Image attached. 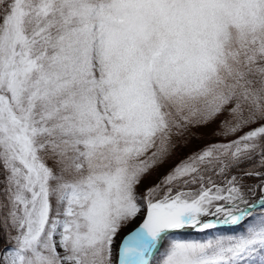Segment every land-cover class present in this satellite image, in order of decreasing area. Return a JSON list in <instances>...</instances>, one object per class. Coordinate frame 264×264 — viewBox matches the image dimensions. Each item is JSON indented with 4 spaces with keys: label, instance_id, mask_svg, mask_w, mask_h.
I'll use <instances>...</instances> for the list:
<instances>
[{
    "label": "snow or ice",
    "instance_id": "6c2138e0",
    "mask_svg": "<svg viewBox=\"0 0 264 264\" xmlns=\"http://www.w3.org/2000/svg\"><path fill=\"white\" fill-rule=\"evenodd\" d=\"M0 182V264H264V0H0Z\"/></svg>",
    "mask_w": 264,
    "mask_h": 264
},
{
    "label": "trees",
    "instance_id": "16d2710c",
    "mask_svg": "<svg viewBox=\"0 0 264 264\" xmlns=\"http://www.w3.org/2000/svg\"><path fill=\"white\" fill-rule=\"evenodd\" d=\"M219 119H223V117L218 118L216 124L219 123ZM216 124H212L209 125V128H211L212 130L210 131V133L208 134V138H206L205 136H207V133H205L204 135L201 136V138L199 139H193L190 140L186 146H181L178 147L175 151L177 152V156L178 158V162L183 159L185 156L189 155L190 153L199 150L200 148L204 147L207 144H211V143H220V142H226V140L223 137L220 136H213L211 133L213 131V129L216 127ZM202 130H204V128H199V129H192L191 131L193 132H198V133H202ZM244 131H247V129H245ZM242 133H237V135H240ZM235 137H228L227 139H234ZM190 145V146H188ZM188 146V147H187ZM177 162V163H178ZM176 164V163H175ZM174 164V165H175ZM254 162H248L245 163L243 165L244 168H251L253 167ZM173 165V166H174ZM172 166V167H173ZM168 172V171H166ZM165 174V173H164ZM232 175H240V171L239 170H233V172L231 173ZM2 183V182H0ZM243 183L247 184V185H253L256 183H259L258 179L256 177H248L246 178ZM4 212L3 210H0V249L4 248L7 243H8V228L4 226ZM13 235L15 234L14 232L12 233Z\"/></svg>",
    "mask_w": 264,
    "mask_h": 264
},
{
    "label": "rangeland",
    "instance_id": "374dc122",
    "mask_svg": "<svg viewBox=\"0 0 264 264\" xmlns=\"http://www.w3.org/2000/svg\"><path fill=\"white\" fill-rule=\"evenodd\" d=\"M212 129L208 127H205L204 130H202V134L204 135L207 133V136H205L207 139L208 134L210 133ZM190 146V145H188ZM187 146V147H188ZM177 152L175 151L174 156L165 164L161 165L160 167L154 169L148 176H146L141 183L140 188L138 191H143L144 189L151 187L153 184H155L161 176L166 173V171H169L172 166L178 162V156L176 155ZM257 211H262L261 209H257ZM143 213L140 217H138L136 220L132 221L126 228H123L120 232V234L116 237V243L113 245V259H116L117 252H116V245L119 243L120 238L129 230L133 229L137 226L139 223V220L142 218ZM213 230H208L207 232H198L196 230H188L183 231L177 235L178 239H187V240H203L206 239L210 234H212Z\"/></svg>",
    "mask_w": 264,
    "mask_h": 264
},
{
    "label": "water",
    "instance_id": "95a60500",
    "mask_svg": "<svg viewBox=\"0 0 264 264\" xmlns=\"http://www.w3.org/2000/svg\"><path fill=\"white\" fill-rule=\"evenodd\" d=\"M257 209H259V208H257ZM188 230H194V229H187V230H184V231H188Z\"/></svg>",
    "mask_w": 264,
    "mask_h": 264
}]
</instances>
